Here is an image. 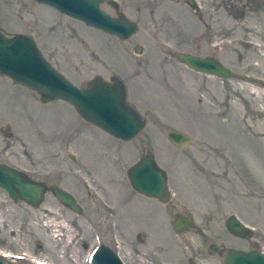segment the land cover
I'll use <instances>...</instances> for the list:
<instances>
[{
	"label": "rangeland",
	"instance_id": "rangeland-1",
	"mask_svg": "<svg viewBox=\"0 0 264 264\" xmlns=\"http://www.w3.org/2000/svg\"><path fill=\"white\" fill-rule=\"evenodd\" d=\"M194 3L198 9L187 0H106L108 14L140 24L122 40L35 0H0V31L32 37L79 87L96 76L121 78L127 102L146 120L135 137L119 139L67 101L43 102L0 75V160L62 186L84 208L77 213L52 192L33 208L0 187L3 261L91 264L100 244L126 264H225L231 248L264 252V0ZM178 52L216 56L239 77L198 73ZM171 129L194 141L176 147ZM146 154L168 173L166 203L130 183L129 169ZM179 213L194 215L192 230L174 231ZM230 215L253 236L233 235Z\"/></svg>",
	"mask_w": 264,
	"mask_h": 264
},
{
	"label": "water",
	"instance_id": "water-1",
	"mask_svg": "<svg viewBox=\"0 0 264 264\" xmlns=\"http://www.w3.org/2000/svg\"><path fill=\"white\" fill-rule=\"evenodd\" d=\"M50 5L59 12L99 28L120 39H127L139 30V25L126 15L114 17L102 9L104 0H35ZM176 57L189 68L219 78L239 77L215 56L193 53H176ZM0 75L11 78L36 91L41 101L64 100L72 104L86 121L98 125L110 135L124 140L135 137L146 126L141 113L127 102L125 83L116 78L113 82L97 76L85 87H79L59 72L46 59L34 39L25 34L8 36L0 31ZM264 84V80H263ZM168 139L176 147L193 142L189 133L171 129ZM132 187L146 196L167 202L170 198L168 173L152 154L144 155L128 171ZM0 187L15 202H24L38 208L48 192L71 210L81 213L82 206L76 197L57 184L48 185L35 180L25 171L0 162ZM192 213L176 214L172 222L174 231L181 234L194 228ZM229 231L239 237H252L254 231L236 215L226 219ZM216 252L218 246L212 244ZM225 264H264L260 250L229 249L224 253ZM0 264H12L0 258ZM93 264H126L109 246L100 245L94 254Z\"/></svg>",
	"mask_w": 264,
	"mask_h": 264
},
{
	"label": "flooded vegetation",
	"instance_id": "flooded-vegetation-1",
	"mask_svg": "<svg viewBox=\"0 0 264 264\" xmlns=\"http://www.w3.org/2000/svg\"><path fill=\"white\" fill-rule=\"evenodd\" d=\"M106 0H104L103 2H102V5H103V3L105 2ZM187 3L190 5V6H192V7H194L195 9H198V5H196L195 3H194V0H187ZM110 5L111 6H113L114 8H118V5L117 4H115V2L114 1H110ZM121 15H123V13H120V14H118V15H116V16H114V17H117V16H121ZM125 15V14H124ZM113 16V15H112ZM130 19V18H129ZM132 20V19H131ZM134 21V20H133ZM136 22V21H135ZM136 23H138V22H136ZM138 25H139V29H140V24L138 23ZM87 26H89V25H87ZM89 27H92V28H95V27H93V26H89ZM96 29H99V28H96ZM141 49V48H140ZM194 54V53H193ZM196 55H198V54H196ZM202 56V55H201ZM211 56V55H210ZM216 57V56H215ZM219 59V58H218ZM180 61V60H179ZM181 62V61H180ZM182 63V62H181ZM184 64V63H183ZM185 65V64H184ZM186 66V65H185ZM187 68H189L188 66H186ZM189 69H191V68H189ZM191 70H193V69H191ZM194 71H196V70H194ZM196 72H198V71H196ZM199 73V72H198ZM97 77V76H96ZM116 79V78H115ZM115 79H113V81L115 80ZM118 79H120V80H122L121 78H118ZM113 81H111V82H113ZM0 162H2V163H5L4 161H2V160H0ZM6 164H8V163H6ZM10 165V164H9ZM45 182V181H44ZM47 183V182H46ZM48 185H51L52 183H47ZM58 185V184H57ZM60 186V185H59ZM60 187H62V186H60ZM2 188V187H1ZM63 188V187H62ZM3 189V188H2ZM64 189V188H63ZM5 190V189H4ZM66 190V189H65ZM6 191V190H5ZM68 191V190H67ZM70 192V191H69ZM49 193V192H48ZM47 193V194H48ZM71 193V192H70ZM71 194H73V193H71ZM141 195H143L144 197H149V196H146V195H144V194H142V193H140ZM74 195V194H73ZM47 196V195H46ZM55 196V195H54ZM75 196V195H74ZM56 197V196H55ZM76 197V196H75ZM154 199V198H152V197H149V199ZM76 199H77V197H76ZM77 201H78V199H77ZM79 203V202H78ZM64 205V204H63ZM81 205V204H80ZM83 211H84V208L82 207V212L81 213H83ZM80 213V214H81ZM110 247V246H109ZM113 249V248H112ZM114 250V249H113ZM114 251H116V250H114ZM117 252V251H116Z\"/></svg>",
	"mask_w": 264,
	"mask_h": 264
}]
</instances>
